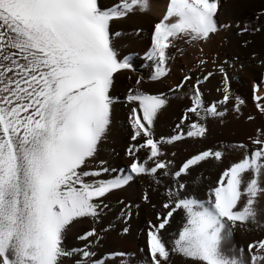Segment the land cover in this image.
<instances>
[{
	"label": "snow or ice",
	"instance_id": "snow-or-ice-1",
	"mask_svg": "<svg viewBox=\"0 0 264 264\" xmlns=\"http://www.w3.org/2000/svg\"><path fill=\"white\" fill-rule=\"evenodd\" d=\"M218 7L219 0H168L146 54L154 64L150 80L169 74L170 49L181 52L180 42H207L225 27L217 23ZM149 8V0H119L109 8L98 0H0V264H101L91 250L101 238L96 229L77 237L83 247L66 249L68 229L82 219L101 216L109 193L141 176L159 184L157 175L170 180L163 215L157 214L156 224L149 223L147 264H170V255L176 254L186 264H264V239L247 245L248 258L243 249L237 254L226 247L238 225L243 229L257 223L256 203L264 195L261 134L250 138V145L222 144L218 150L198 151L178 168L163 159V146L205 138L207 119L227 112L232 96L223 66L215 68L223 76L222 90L217 89L221 98L207 106L201 86L212 71L194 83L186 74L169 89L188 87L191 102L177 134L169 139L154 138V121L167 104L164 94L129 89L126 100L135 105L128 117L130 138L143 143L127 149L133 157L127 174L100 179L108 171L103 162L99 170L88 169L111 124L110 89L122 71L133 70L129 57L118 55L114 38L120 34L111 32L110 24ZM206 63L200 59L198 66ZM135 84L139 86L141 78ZM255 91L254 86L255 107L264 114V98ZM243 103L235 97L234 110ZM189 114L195 119L185 124ZM142 149L147 151L140 161L136 153ZM231 150H243L242 158L220 174L206 199L186 192L180 182L184 176L201 162L221 161ZM143 199L148 201L146 192ZM174 213H182V225L165 241L163 233Z\"/></svg>",
	"mask_w": 264,
	"mask_h": 264
},
{
	"label": "rangeland",
	"instance_id": "rangeland-1",
	"mask_svg": "<svg viewBox=\"0 0 264 264\" xmlns=\"http://www.w3.org/2000/svg\"><path fill=\"white\" fill-rule=\"evenodd\" d=\"M98 3L101 5V0H98ZM221 7L219 4L217 13ZM148 18L149 10L145 12L136 11L110 24V31L120 34L114 38L118 55L121 57L123 54L121 58L125 56L129 57L133 70L122 71L115 79L113 88L110 89L114 99L111 124L106 135L98 145L95 158L88 162L89 170H99L101 162H103L102 167L108 171L103 173L100 179H111L121 173L127 174L133 162V157L127 154V149L130 145L143 143L139 138L137 141H132L130 138L131 129L129 127L128 117L130 115V108L135 105L129 104L126 100L129 89L135 90L138 87L147 94H164L167 98V104L159 110L154 121V138L156 139L161 137L169 139L171 136L177 134L176 126L180 123L185 108L191 106L188 87L179 91H169V89L174 88L176 85H172L171 87L167 85L169 83L167 81L169 74L158 81L150 80L154 64L147 59L146 54L151 47V37L154 29L151 32H147L145 20ZM253 29H259V31H253L260 37L262 27L256 26ZM245 33L247 32L238 33L239 35L235 36L239 38V42L242 45L244 44L246 50H252V53L254 50L258 51H255L257 55L255 53L252 55L259 56L261 52L262 55L259 57L264 62V50H260V47L257 48L255 45L256 40L254 37L257 36ZM136 39L140 41L146 40L147 45L143 51L136 50L137 48L134 44ZM178 47L181 49V52H176L175 49L169 50V55L172 58L168 62V67L174 58H180L184 61L183 67L187 69L184 75L192 76V82L194 83L197 74L194 69L195 66L193 65L196 60L192 55L193 49L190 45L187 46L183 42H180ZM123 51H125V54L122 53ZM137 54L142 57L140 62L135 59ZM138 64L141 65L139 66ZM136 68L146 70L139 72ZM226 73L229 80L232 76L230 70ZM138 77L141 78V84L139 86L135 84ZM201 91L205 105L207 106L213 100L208 97L206 88L201 86ZM225 107L227 108V112L223 117L207 119L206 126L208 128V134L205 138H186L182 141L167 144L162 148V151L165 153L163 159L170 160L173 166L178 168L182 162L198 151L208 149L218 150L222 144L250 145V138L254 139L258 135L242 140L239 136L241 132L228 119V115L230 116L231 114L229 106L226 105ZM229 112L230 114H228ZM235 112L237 118L242 122L248 121L251 124L254 122L252 124L254 126L259 123L257 126L259 128V134H261L260 138L264 139V123L261 124V120L264 122V114L254 109L249 112L239 109L238 112ZM249 117H252V120L255 121H252ZM192 119H195V117L189 114V119L185 121V124L190 123ZM146 151L145 149L140 150L136 153V158L143 161ZM242 151H228L219 162L211 159L206 162H201L189 175L181 179L180 182L185 184L186 192L196 198L206 199L209 188L215 186L220 174L231 163L237 162L242 158ZM156 179L160 181L159 184H156L147 176L134 178L129 185L109 193L103 198V204L107 205V207L103 209L102 215L95 221L89 218L73 223L63 240L64 247L66 249L83 247V242L78 240L77 237L94 227L101 238L98 242H94L91 250L95 253L94 258H98L101 264H105V262L106 264H147L146 234L149 230V223L156 224L157 214L160 213L163 215L162 204L167 202V185L170 180L169 177L162 178L159 175H157ZM261 187H264V183L261 184ZM145 192L148 195V201L143 199ZM126 205L129 207L125 208ZM122 209L124 210V214H122ZM256 209L257 213L263 209L260 206V196L256 203ZM173 215L174 218H170V226H166L167 231L163 233V239L165 241H168L171 234L176 233L182 225V213H174ZM258 218L256 224L248 223L243 229L238 225L234 232L237 231L236 233H238L241 231L244 234L247 232L252 236L260 224ZM124 228H127L126 233L122 231ZM233 235L226 247L234 241L232 239ZM124 241L130 242V246L126 247ZM112 253H122L123 255L113 257L111 256ZM169 260L170 264H186L185 258L178 254L170 255ZM65 264H72V261L65 260Z\"/></svg>",
	"mask_w": 264,
	"mask_h": 264
},
{
	"label": "bare ground",
	"instance_id": "bare-ground-1",
	"mask_svg": "<svg viewBox=\"0 0 264 264\" xmlns=\"http://www.w3.org/2000/svg\"><path fill=\"white\" fill-rule=\"evenodd\" d=\"M167 2L168 0H149V18L145 20L147 32H151L154 29L155 23L162 18L166 11ZM117 3H119V0H101L103 8L112 7ZM219 4L222 7L216 15V20L219 25H224L225 27L211 36L207 42L185 45H190L193 49L192 55L193 58L196 59L193 63L197 74L196 77L202 79L203 75L207 72H213V75L202 84V86L206 88L208 97L213 101L221 98L222 91H217V89L222 90L223 81V76L218 71H215V68L223 66L225 72L230 70L232 76L229 79V88L232 98L227 103L231 112V114L230 112L228 113L230 114V116L228 115V119L239 129L237 130L241 132V135H239L240 138L246 140L254 135H258L259 128L257 124L259 123H255L256 125L254 126L252 125L254 122L251 124L248 121H240L233 108L234 98L239 97L244 101V103L239 106V109L245 112H249L253 109L260 112L255 107L257 101L253 99V88L254 86L256 88L255 95H260L264 98V62L262 58L259 57L262 55L261 52L259 56H256L258 51L254 50L253 53L257 51L255 53L256 55H252V50H246L244 44L242 45L241 42H239V38L236 36L239 35L238 33L243 32H247L245 34L256 35L257 37H254L256 40V47H260V50H264V0H219ZM256 26L262 27L260 37L253 31V28ZM244 29H246V31H243ZM134 44L138 51H143L147 45L146 40L140 41L138 39L134 41ZM124 52L125 51L122 53ZM135 59L140 62L142 57L137 54ZM200 59H204L207 63L203 66H198V61ZM183 63L184 61L178 57L174 58L170 63L169 77L167 78V81H169L167 84L168 86L171 87L172 85L178 84L182 79L184 72L187 71V69L183 67ZM138 65L140 66L141 64ZM136 69L139 72L146 70ZM262 123H264L263 120H261V124ZM260 206H262L263 209L257 213L260 224L259 227L255 229V233L253 232L254 234L252 233L253 235L251 236L247 232L244 234L241 231V233H236V231L232 238L234 241H232V244L229 243L228 245V247L236 250L237 254H239V250L243 249L245 258L249 257L247 245L253 241L264 239V195L260 196ZM124 245L129 247L130 242L124 241Z\"/></svg>",
	"mask_w": 264,
	"mask_h": 264
}]
</instances>
